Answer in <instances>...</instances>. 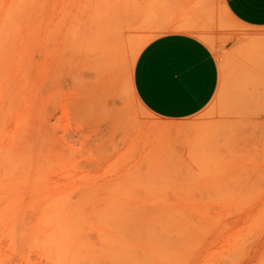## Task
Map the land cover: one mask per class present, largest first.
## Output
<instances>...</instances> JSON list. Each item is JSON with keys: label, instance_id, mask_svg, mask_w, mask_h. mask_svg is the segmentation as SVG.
<instances>
[{"label": "rangeland", "instance_id": "obj_1", "mask_svg": "<svg viewBox=\"0 0 264 264\" xmlns=\"http://www.w3.org/2000/svg\"><path fill=\"white\" fill-rule=\"evenodd\" d=\"M164 0H0V264H264V27ZM185 30L220 66L183 120L136 98V58Z\"/></svg>", "mask_w": 264, "mask_h": 264}, {"label": "crops", "instance_id": "obj_2", "mask_svg": "<svg viewBox=\"0 0 264 264\" xmlns=\"http://www.w3.org/2000/svg\"><path fill=\"white\" fill-rule=\"evenodd\" d=\"M219 0H164V18L208 19ZM229 15L250 27H264V0H220ZM220 66L210 46L196 34L171 30L152 38L139 52L133 91L143 107L167 121L187 119L214 97Z\"/></svg>", "mask_w": 264, "mask_h": 264}]
</instances>
